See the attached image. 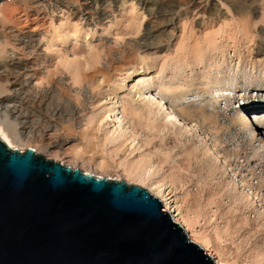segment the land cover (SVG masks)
Listing matches in <instances>:
<instances>
[{
    "label": "rangeland",
    "instance_id": "1",
    "mask_svg": "<svg viewBox=\"0 0 264 264\" xmlns=\"http://www.w3.org/2000/svg\"><path fill=\"white\" fill-rule=\"evenodd\" d=\"M244 1L196 0L195 6H183L168 37H162L161 45L148 47L142 39L154 23L138 0L109 8L100 21L87 11L82 18L66 10L55 12L45 24L41 51L47 57L45 72L55 80L62 77L75 102L87 104L81 114L84 125L118 106L142 146H133L131 139L123 145L107 143L113 121L104 127L91 124L84 138L99 150L97 161L107 158L116 164L143 155L153 160L156 171L150 184L165 178L172 185L187 220L197 216L193 227L209 237L213 249L236 264H264V108H259L264 106V0L252 2L249 15L238 11ZM110 49L128 57L114 62L111 74L97 73L91 80L104 68ZM43 83L33 78L34 85ZM147 87L146 99H139ZM83 88L88 89V100L81 95ZM221 89H228L229 97ZM166 108L181 124L168 120ZM6 118L14 120L11 115ZM36 152L49 154L40 148ZM54 157L47 155L85 171ZM106 169L87 172L102 175ZM109 171L113 174L109 177L156 196L149 184ZM240 191L251 192L254 203L246 206L235 200Z\"/></svg>",
    "mask_w": 264,
    "mask_h": 264
},
{
    "label": "water",
    "instance_id": "2",
    "mask_svg": "<svg viewBox=\"0 0 264 264\" xmlns=\"http://www.w3.org/2000/svg\"><path fill=\"white\" fill-rule=\"evenodd\" d=\"M0 264H214L146 188L0 138Z\"/></svg>",
    "mask_w": 264,
    "mask_h": 264
},
{
    "label": "bare ground",
    "instance_id": "3",
    "mask_svg": "<svg viewBox=\"0 0 264 264\" xmlns=\"http://www.w3.org/2000/svg\"><path fill=\"white\" fill-rule=\"evenodd\" d=\"M82 1L86 2L85 7ZM254 1L245 0L238 10L240 14L249 15L252 12L251 5ZM125 2L126 0H0V132L2 135L0 138L10 147H15L17 144L22 148L31 146L30 148L35 151L38 148L44 149L49 153H46L47 155L63 157L72 165L82 167L86 172L97 168H108L111 171L114 170L113 172H116L119 178L149 184L151 190L155 191L156 197L163 198V208L174 216L176 222L188 233L191 240L205 247L212 255L214 263L236 264L235 260L224 257L218 250L213 249L208 236H201L194 229L197 216L195 215L194 218L189 216L187 220L180 202L174 196L172 185L167 184L165 178L150 184V180L155 177L154 171H156L153 160L151 161L144 155L137 160H124L116 164L107 158L96 160L97 155L95 154L99 150L94 146L92 148L84 138L88 136L89 129L87 128L91 124L100 123L104 127L113 121L114 128L107 130V143L123 145L125 141L131 139L133 146L142 149L130 125L125 122L124 115L118 111V106L107 109L98 121L92 117L88 119L89 124L84 125V118L81 114L88 110L87 104L85 105L83 100V104L75 102L74 96L65 87L62 77L55 80L52 73L45 72L43 64L47 57L41 51V36L44 34L48 17L55 12L60 13L66 10L71 15L82 18L87 11L91 19L100 21L107 17L109 8L124 6ZM138 2L143 4V8L149 12L154 23L147 28L142 39V45L146 47L161 45L165 39L162 37L164 35L168 37L170 29L174 27L178 10L180 11L183 6L188 8L196 4V0H138ZM53 19H55L54 16ZM115 45L120 44L116 42ZM107 54L109 59L106 58L104 68L92 74L91 80L97 73L111 74L110 72L116 68L114 62L128 57L124 51L113 52L111 49ZM130 76L131 73L128 76L129 80ZM33 78L41 79L42 83L45 82V86L34 85ZM147 90H150V87L140 93L139 99H146ZM219 92L229 97L228 89H221ZM81 93L85 99L90 98L88 89H81ZM259 108H264V106ZM167 110L168 120L174 124H181L180 119L171 110ZM132 111L135 114L139 113L137 107H134ZM9 115L14 120L7 119ZM258 121L260 123L261 119ZM74 142L77 144H72ZM214 156L220 163L219 156L217 154ZM128 161L129 163L124 167ZM95 165L97 168L94 167ZM108 169L105 174L103 171L102 175L97 176L107 175L105 177H109L112 173L108 172ZM242 192L235 194V200L240 199L239 201L244 202L246 206L252 205L254 202L251 192L243 194Z\"/></svg>",
    "mask_w": 264,
    "mask_h": 264
},
{
    "label": "clouds",
    "instance_id": "4",
    "mask_svg": "<svg viewBox=\"0 0 264 264\" xmlns=\"http://www.w3.org/2000/svg\"><path fill=\"white\" fill-rule=\"evenodd\" d=\"M264 95V94H263Z\"/></svg>",
    "mask_w": 264,
    "mask_h": 264
}]
</instances>
